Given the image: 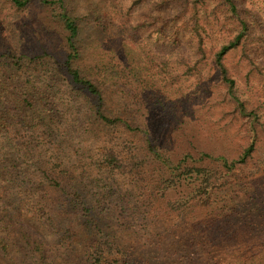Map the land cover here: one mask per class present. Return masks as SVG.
<instances>
[{
	"label": "rangeland",
	"instance_id": "1",
	"mask_svg": "<svg viewBox=\"0 0 264 264\" xmlns=\"http://www.w3.org/2000/svg\"><path fill=\"white\" fill-rule=\"evenodd\" d=\"M63 1L79 27L74 65L99 84L107 99L106 113L125 119L134 131L84 117L72 125L62 99L68 82L59 70L69 52L68 31L58 7L31 0L18 9L10 0H0V53L39 57L25 63L16 76L1 74L0 82L29 88L32 81L36 100L41 98L38 91L50 84L57 87L50 92L55 103L46 112L27 110L30 125L36 124L25 129L28 160L42 154L53 162L58 156H52L55 148L37 129H53L57 142L59 132L75 131L71 154L61 157L66 163L69 157L86 163L81 173L90 180L88 197L106 226L107 243L136 263L264 264V0H233L236 14L223 0L199 5L194 0ZM243 21L245 38L223 62L236 95L257 115L255 121L237 113L215 64L221 47L243 31ZM147 140L170 165L189 155V164L224 172V184L214 189L208 205L192 196L187 180L176 191L162 192L161 181L168 173H159L161 163L147 150L133 151L144 153L141 167L128 161L129 155L119 157L124 162L111 176L100 167L105 148L115 145L120 154L122 144L146 148ZM251 144V155L231 171L215 160H237ZM23 164L15 167L18 173L7 163L0 169V264H38L40 245L62 264H87L88 256L67 258L68 252L60 251L68 226H53L47 218L54 211L40 210L39 192L18 178L32 169ZM255 185L257 194L250 199L247 192ZM232 200L231 211L225 206ZM247 211L259 221L251 229ZM224 220L235 228L233 234L223 233ZM71 227L86 239L87 231L92 233L87 225L73 222Z\"/></svg>",
	"mask_w": 264,
	"mask_h": 264
},
{
	"label": "trees",
	"instance_id": "2",
	"mask_svg": "<svg viewBox=\"0 0 264 264\" xmlns=\"http://www.w3.org/2000/svg\"><path fill=\"white\" fill-rule=\"evenodd\" d=\"M10 1L18 9L27 7L31 2V0ZM40 1L42 5L58 7L60 11L58 17L64 23V27L68 31L66 40L69 52L66 59L59 64V70L66 75L65 80L68 82L69 89L65 90L66 95H62V99L65 100L64 103L68 105L72 125H74V120L84 117L86 121L88 119L89 121L96 120L100 124L109 127L121 125L129 131H134V128L130 126L125 119L120 116L111 117L106 113L107 99L101 87L95 80L82 74L74 65L75 61L79 59V49L75 42L79 27L76 24V20L71 18L68 14L64 1ZM185 1L187 2V0ZM204 1L205 0H194V3L199 5L200 3L204 4ZM223 1L230 6L231 11L235 14L237 13V7L233 0ZM242 29L243 31H241V33L235 36L228 44L221 47L216 55L215 64L218 68L221 81L227 86L228 95L235 103L237 113L242 117L251 118V120L255 121L257 115L253 112H248L246 104L236 95L235 81L229 76L228 68L223 62L225 55L230 50L237 48L245 38L246 25L244 21ZM38 58L39 57L33 58L25 55H17L13 51L0 53V75H5L7 72H10L11 75L16 76L17 70H21L25 63H32ZM27 85L29 88L25 85L12 84L11 86L13 88L10 89V85L8 86V84L0 82V169H3V167L4 169L7 168V163L15 169V173H18L19 168L15 167L20 165L21 162H24L23 165L32 168L30 174L26 173L22 177L18 176V178L22 183L27 180V183H30V188L39 192L38 195L41 196L42 200L41 203L39 202L40 210L50 208L54 211L52 214H48L50 217L47 218L53 226L59 227V223L64 222L67 224V233L60 239V251H62L64 255L68 252L67 258L75 254V259L88 256L87 264H140L132 261L131 257H126L120 250L114 251L116 248L107 243L108 236L105 235L104 230L106 226L101 222L98 211L88 197V195L91 194L90 180L81 173L82 168H86L84 167L86 163L83 161L73 162L70 157L67 158L68 161L66 163L61 157V154L67 151L71 154L72 147L76 142L75 131L70 128L59 132L61 140L57 142L54 139L55 136L57 137V133L53 129H37L34 132H38L45 143H50L53 145V148H55V152L52 153V156H58L53 162L48 158H43L42 154L33 161L28 160L30 159L29 155L31 149H28L27 147L29 146L24 144L23 138L25 137V129H31L35 127L36 124L30 125V114L27 110L42 109L46 112L47 108L55 103L53 98L54 93L52 95L51 93L57 87L54 84H50L45 90L38 91L41 98L36 100L35 92L30 91V87L33 85L32 81H29ZM79 99L83 101H79ZM77 133H80L79 129ZM115 147L114 145V147L105 148L106 151H103L102 161L100 160L99 162L100 167L105 170V174L108 176L113 175L115 170L119 168V163L124 162L122 160L119 161L121 155H129L128 161L137 168L138 166L141 167L146 160L140 157L144 153L140 152L138 155L133 153V151L144 149L152 155L154 162L157 161L161 163L159 166L162 168L157 167L159 173L161 174L162 172L163 176L166 172L168 173L169 178L164 182L163 179L161 181V184H164V186L160 188L162 192L167 189L176 191L180 186H183L182 182L187 180L189 186L192 187V196L202 201L205 200V204L208 205L209 198L214 189L219 187L221 183L224 184V172L219 169L209 168V166L206 165L189 164L188 161L193 158L189 155L182 158L176 164L170 165L168 159L163 158L158 148L149 140H147L146 148L143 146L129 148L127 145L122 144L120 146V152L122 153L120 154L115 150ZM253 149L254 145L251 144L237 160L229 161L223 157H218L215 160L219 161V165L224 169L231 171L236 165L245 163L246 159L253 152ZM73 166L74 169L72 168ZM96 166L97 165H95V167ZM256 187L257 185H255L254 189L250 187L248 190L247 193L250 195V199L252 198L251 195L255 196L257 194ZM223 201H225V199ZM223 201H219V203ZM215 202H217V200ZM233 204L234 201H230L229 204L225 206L226 209L229 210L231 208L232 211ZM252 214V212L247 211L246 224H249L247 227L250 229L253 227L252 225L259 222L258 220L255 221V217ZM52 215L54 219H52ZM69 216H73V218H69ZM262 216L264 220V213H262ZM73 222H76V224L79 223L82 227L87 225L92 233L87 231L88 233L86 234L90 236L86 239L85 233L81 235L78 231H72V227L70 228V226ZM220 223L223 226L221 229L224 234H233L235 228H229L228 221L224 220ZM261 229L264 231L263 226H261ZM96 240L99 242H95ZM92 243L94 244L91 245ZM71 246L76 247L73 248ZM3 248L7 253V248ZM48 251L49 250L43 245L38 247V264H62V262L56 261L59 257H56L54 253H48Z\"/></svg>",
	"mask_w": 264,
	"mask_h": 264
}]
</instances>
